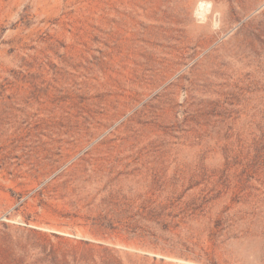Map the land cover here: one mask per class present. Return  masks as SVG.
<instances>
[{
  "label": "rangeland",
  "instance_id": "374dc122",
  "mask_svg": "<svg viewBox=\"0 0 264 264\" xmlns=\"http://www.w3.org/2000/svg\"><path fill=\"white\" fill-rule=\"evenodd\" d=\"M264 264V0H0V264Z\"/></svg>",
  "mask_w": 264,
  "mask_h": 264
},
{
  "label": "trees",
  "instance_id": "16d2710c",
  "mask_svg": "<svg viewBox=\"0 0 264 264\" xmlns=\"http://www.w3.org/2000/svg\"><path fill=\"white\" fill-rule=\"evenodd\" d=\"M88 264L90 263L88 262ZM94 264H123V263L115 257H106L102 259L100 263H94Z\"/></svg>",
  "mask_w": 264,
  "mask_h": 264
}]
</instances>
